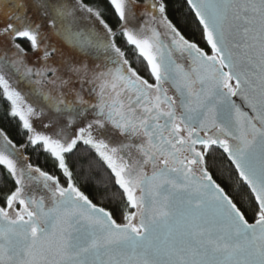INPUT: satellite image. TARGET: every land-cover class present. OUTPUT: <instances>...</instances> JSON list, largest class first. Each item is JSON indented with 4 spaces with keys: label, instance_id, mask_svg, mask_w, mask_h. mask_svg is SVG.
I'll list each match as a JSON object with an SVG mask.
<instances>
[{
    "label": "snow or ice",
    "instance_id": "obj_1",
    "mask_svg": "<svg viewBox=\"0 0 264 264\" xmlns=\"http://www.w3.org/2000/svg\"><path fill=\"white\" fill-rule=\"evenodd\" d=\"M184 2L0 0V264H264V0Z\"/></svg>",
    "mask_w": 264,
    "mask_h": 264
},
{
    "label": "trees",
    "instance_id": "obj_2",
    "mask_svg": "<svg viewBox=\"0 0 264 264\" xmlns=\"http://www.w3.org/2000/svg\"><path fill=\"white\" fill-rule=\"evenodd\" d=\"M169 2V14L170 18L174 20V22H179V25L182 29V31L185 33L186 36L191 37L195 39L196 41L204 42L201 39V33H200V26L196 22V19L194 17V14H192L188 8V6L185 4L184 0H168ZM110 23H113L114 21L109 19ZM0 105L3 106V108L7 107L6 102L0 98ZM0 127H4L6 130L9 131L10 136L14 140H19L22 133L18 135V122L11 120L7 118L4 114L3 109H0ZM222 159V158H218ZM32 162L34 164H40L42 167H45L50 170L52 168L50 162H45L43 157L39 158H33ZM223 169V166H221ZM223 175L227 176V171H223ZM232 176L235 178V173H232ZM229 183H232V181H229Z\"/></svg>",
    "mask_w": 264,
    "mask_h": 264
},
{
    "label": "flooded vegetation",
    "instance_id": "obj_3",
    "mask_svg": "<svg viewBox=\"0 0 264 264\" xmlns=\"http://www.w3.org/2000/svg\"><path fill=\"white\" fill-rule=\"evenodd\" d=\"M188 37V36H187ZM188 38H190V39H193V38H191V37H188ZM198 42V41H197ZM198 43H200V45L202 46V47H205L206 48V50H207V46L204 44V42H198ZM139 68L141 69V74H145L144 72H143V64H141V65H139ZM218 158H221V157H217V159ZM50 170H52V168H50Z\"/></svg>",
    "mask_w": 264,
    "mask_h": 264
}]
</instances>
